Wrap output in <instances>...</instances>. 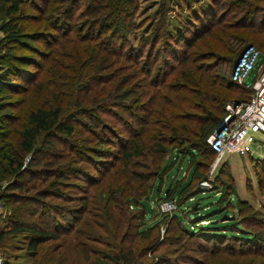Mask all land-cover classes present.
<instances>
[{
	"label": "trees",
	"instance_id": "trees-1",
	"mask_svg": "<svg viewBox=\"0 0 264 264\" xmlns=\"http://www.w3.org/2000/svg\"><path fill=\"white\" fill-rule=\"evenodd\" d=\"M174 1L156 0L153 13L147 17V21L153 19L149 30L134 43L130 33L138 27L134 17L140 0H1L0 108L11 107L17 111L0 113V180L11 175L0 193V197L7 198L10 203L6 227L0 229V242L8 234L27 233V247L36 252L40 243L57 239L60 229L70 231L88 207L85 193L67 192L68 188L83 190L79 181H93V175L83 169L82 162L85 159L91 164H100L95 169L103 172L101 169L107 168V163L111 165L117 161V170L121 171L129 162L134 164L146 158H150V165L154 168H151V172L132 168L131 175L136 178L135 194L145 192L147 187L153 188L154 183L151 182L149 186L145 184L147 177L150 179L153 175L160 182L159 174L163 173L167 184L163 191L161 183L157 186V196L173 199L174 208L160 219L164 218L171 226L174 218L181 225L176 228L179 237L204 239L224 235L245 242L252 241L251 244L262 242L260 231L248 228L240 230V225L246 221L238 222V219L231 218L214 222L221 215L229 216V210L224 208L226 204L239 211L245 204L236 196L228 169L219 167L209 181L208 188L202 187L198 181L200 178L207 179L205 170L199 171L201 168L197 160L208 157L203 150L214 152L207 137L217 125L218 112L222 111L226 97L213 96L207 101L206 91H203L195 108L204 114L200 116L202 119L198 117L200 120L195 125L188 124L180 132L175 124H170V119H175L177 115L154 118L153 121L158 120L167 131L146 135V148L135 138L131 141L123 138L120 145L122 149L118 154L117 148H108L111 132L115 133L113 129L117 128L112 126L113 122L111 125L97 120L94 114L95 111H103L107 107L104 105L111 103L115 107H126L128 113L130 109L141 105L142 111L147 114L148 104H151L154 95L144 98L146 84L155 82L156 76L161 74L162 68L157 66L161 61L166 66L162 77L176 73L182 87L192 93L198 88H191L183 81H189L187 75L196 70L192 64L197 57L200 56L202 60L211 56L207 53L210 50H223L228 55V61H232V67L235 61L233 57L238 56L244 46L235 48L230 38L249 40L251 44L264 46V38L260 35H264V0H210L209 10L199 9L196 12L186 4V10L191 12L179 17L181 26L175 23L169 26V13ZM196 2L199 5V1ZM40 8L42 12H34ZM44 14L43 18L52 29L48 34L43 32V29H49L48 24H44L45 28L41 29L38 22ZM33 24L35 26L31 28ZM246 28L249 31H245ZM236 29L241 31L235 34L233 30ZM45 36H51L52 40ZM202 36L208 37L211 46L203 50L201 55L199 49L188 50ZM24 37L50 43L48 47L29 46ZM31 47L36 54L34 56L24 50ZM161 52L172 57L170 63L166 56L162 60ZM90 57H93L92 61L86 66V60ZM201 60L197 64L206 67L207 64ZM17 61L28 62L34 68H21ZM9 75H13L14 80ZM228 79V86L232 87L229 76ZM108 82L112 83L107 87ZM239 87L245 93L244 98L247 97L249 92ZM27 93L35 98L34 106L25 105ZM12 94L19 96L12 99ZM192 97L185 92L177 96L179 104L176 108L190 107ZM121 120L125 121L124 118ZM139 124L142 130V122L139 121ZM7 125L10 126L8 131L4 130ZM163 132L169 136L167 141L171 142V150L159 166L168 149L163 142L166 139ZM102 145H106L105 148ZM84 151L95 155L109 153L115 160L97 161L84 154ZM25 157L27 161H24ZM179 166L183 167L180 175ZM172 167L174 171L170 173ZM174 174L177 184L173 182ZM257 183L259 188L263 187L259 175ZM220 188L226 189L228 198H223ZM207 191L218 194L215 198L217 208L202 213L200 198L205 197L202 194ZM198 193L202 197L196 196ZM124 194L127 204L132 205L135 201V205L138 203L142 206L144 217V202L137 200L130 189L125 188ZM48 198L61 199L64 204L59 206ZM72 201L76 203L71 204ZM220 206L224 208L221 211ZM180 211H185L188 218L192 217L191 213L193 217L207 215L203 219H207L208 224L196 226L197 221L185 218ZM160 219L146 228L155 226ZM262 219L264 222V216ZM137 231L140 232L139 229ZM128 251L120 253L118 258L123 264H135L132 252Z\"/></svg>",
	"mask_w": 264,
	"mask_h": 264
},
{
	"label": "rangeland",
	"instance_id": "rangeland-1",
	"mask_svg": "<svg viewBox=\"0 0 264 264\" xmlns=\"http://www.w3.org/2000/svg\"><path fill=\"white\" fill-rule=\"evenodd\" d=\"M198 1L199 5L196 0H175L172 10L169 13V26L173 23L177 26H181L182 21L179 17H185L191 12L186 10V4H189L195 12L199 9L209 10L210 0ZM39 3L42 4V2ZM156 5V0H140L139 9L134 17V21L137 23L138 27L130 33V38L134 43L137 42L141 34L149 30L153 19L147 21V17L153 13ZM40 9L41 10H34V12H42V8ZM43 17H45V14L38 21L40 24L39 27L42 29L45 28L44 24H48L47 26H49V29H43L44 34H48L47 32L52 29H50L49 22ZM34 26L33 24L31 28H34ZM173 28L175 29V26H173ZM240 31L241 29L233 30L235 34ZM245 31H249V28H246ZM260 35L264 38V35ZM45 37L52 40L51 36ZM207 38L208 37L202 36L197 39L188 50L199 49L201 55L203 50L211 46V42H209ZM24 40L29 46L36 47H41V45L48 47L47 44L50 43H42L43 40L39 42L31 37H24ZM202 40L206 41L201 43ZM229 41L232 46L238 49L239 47L251 43L249 40L239 41L236 37L230 38ZM253 45L263 52L264 58V46ZM180 48H182V45H180ZM24 50L27 54H33L31 56L35 54L32 47L24 48ZM207 53H210L211 56L205 57L202 60L199 56V58L197 57L194 61V64H199L201 60V62L207 64V66L203 67L198 64H192L196 70L187 75L189 81L182 80L186 85L192 86L191 88H198V90L192 93L186 91V89L182 87V84L179 83L180 78L175 76L176 73L174 72L166 77H162V72L166 66L164 67L161 61L157 65L160 66V69L162 68L161 74L156 76L155 82H149L153 85L149 83L146 84V94L144 98L152 94L154 95L151 104H148L150 110L147 108V114L144 113L145 111H142L141 105L140 107H136V109H130V113H128L126 107H115V105H111L112 103L104 105L107 107H105L103 111H95L94 114H96L97 120L111 123V125L113 122L112 126L117 128V130L113 129L115 133L110 131L112 136L108 148H117L118 154L119 150L122 149L120 145L123 138H127L129 141L135 138L146 148V135L156 131H167V129H164L162 125H160L158 120L153 121L154 118L160 119V117H167L166 115H177L175 119H170V124H175L177 130L180 132L184 131L188 124L192 126L195 125L198 119H202L200 116L204 114L195 108V103L198 98H201L203 91H206L208 97L207 101L213 96L226 97L222 111L218 112V122L228 113V104L230 103V105H233V99H243L245 93L239 87L241 85L238 86L232 82V87L228 86L227 82L229 80L228 76L232 61H228L227 53L223 50H210ZM165 56L170 63L172 57L161 52L162 60H164ZM236 57L237 55L233 57L234 60ZM37 58L40 59V57ZM92 58L93 57H90L86 60V66L92 61ZM17 64L21 68L25 67L31 70L34 68L32 65L28 64V62L24 61H17ZM89 66L87 68H89ZM253 76L254 72L250 73L245 81L250 82ZM8 77L14 80L13 75H9ZM151 79L152 78H150V81ZM112 82H108L106 86L108 87ZM175 83H179V85ZM241 87L248 93L245 87ZM184 92L187 95L193 96L191 106L178 109L176 106L179 104V100L176 97ZM17 96L19 95L12 94L10 98L15 99ZM35 103V98L28 94V100L25 105L31 107L34 106ZM151 108L154 111H152ZM16 111V109L11 107L0 108V113H13ZM113 112L116 114H113ZM185 115L190 118H185ZM143 116H145V118ZM123 118L125 121L121 120ZM139 121L143 124L142 130H140L141 125ZM179 123L183 125L179 126ZM108 128H110V126H108ZM9 129V125L4 127V130L8 131ZM164 133L165 132L162 134ZM156 134L158 133L156 132ZM103 135H105V133H103ZM255 135L260 143V148L252 149L247 153L238 151L227 152L216 163L212 172H210V170H212V166L216 162L217 153L203 150L207 153L208 157L200 158L197 162H199L198 164L201 168L199 171L203 172L205 170V176L209 177L210 180L213 179V175L219 167L224 166L225 169H228L229 178L233 182L236 196L241 201L245 202V204L241 206L240 211L226 204L224 208L229 210V216L221 217V215L214 222H223L231 218L238 219V222L246 221L247 223H242V225H240V230H246L248 228L257 232L260 231V235L263 237L261 243L251 244L252 241L245 242L238 238L226 237L224 235H216L215 237H206L204 239L194 237L189 239L185 236L179 237L176 228H179L181 225L175 222L174 218L172 219L173 222L171 226L164 218L160 219L163 217V214L171 213L174 208L163 210V207L160 206L163 202L168 200L167 198H160L157 196V186L161 183L160 186L163 191V187L167 184V180L163 173L159 174L160 182L153 175L150 179L147 177L145 184L149 186L152 182L154 183L153 188L147 187L145 192H136L135 194L134 183L136 178L131 175V171L135 169L142 172L144 170L151 172L150 170L151 168L153 169L154 166L150 165V158L142 159V161L134 162V164L127 162L128 164L122 167L121 171L117 170L119 169L117 161L111 165L107 163V168L101 167V171L103 172L95 169L96 165L99 167L101 166L100 164H91L85 159L82 162L83 169L87 170L90 175H93V181H79L83 190L75 188L67 189V192L72 194L83 192L88 196V207L86 211L81 214V218L75 222V225L71 227L70 231L65 232L60 229V235L57 239H51L40 243L36 252L27 247V233L8 234L0 242V255L4 258V264H102L106 262L109 264H123L118 258L119 254L122 252L128 253V250L132 252L135 264H264V222L262 219L264 216V161H262L264 159V130H262V132H256ZM164 136H166V139H164L163 142L168 149L160 160L159 166L164 163L166 156L171 150V142L167 141L169 136L167 133H165ZM100 146L101 145H99V147ZM102 146L105 148L106 145ZM83 153L97 161L104 160L108 162V160H115V157L111 156L109 153H105L104 155H95V153L90 151H84ZM24 161H27V157L24 158ZM256 170H258L257 173ZM173 171L172 167L169 172L171 173ZM182 172L183 167L179 166V175L182 174ZM258 175L263 182L262 188L258 187ZM175 176L176 174L173 176V182L177 184L178 182H176ZM10 178L11 175H7L0 180V193L2 191V186L9 181ZM203 180L205 179L200 178L198 180L199 184L206 185V182H203ZM194 181L193 184L195 187L196 184ZM204 187L208 188L210 186L207 185ZM125 188L126 190L130 189L132 195H134V197L136 196L137 200L144 202L146 207L144 217L142 216V206L140 204L136 202L137 204L135 205V201L132 205L125 202ZM220 190L223 198H228L229 193L225 191L226 189L220 188ZM161 193L163 195V192ZM202 195L205 197H202L201 193L196 194V196L202 197L200 198L201 212L204 213L215 210L217 208L215 198H217L218 194L207 191ZM47 200H51L59 206L64 204L61 199L57 198H48ZM74 203H76V201H72L71 204ZM9 206V200L0 197V229L6 227ZM224 208L220 206L219 210L221 211ZM180 213L185 218L194 220L193 222L197 221L195 223L197 224L196 226L208 224L207 219H203L206 218L207 215L193 217L194 214L191 213L190 216L192 217L188 218L185 211H180ZM109 217H111V219ZM158 219H160V221L155 226L146 228V226ZM144 228L145 230L141 231V229ZM137 229H139L140 232L137 231ZM82 248L85 249L86 252H84Z\"/></svg>",
	"mask_w": 264,
	"mask_h": 264
},
{
	"label": "built area",
	"instance_id": "built-area-1",
	"mask_svg": "<svg viewBox=\"0 0 264 264\" xmlns=\"http://www.w3.org/2000/svg\"><path fill=\"white\" fill-rule=\"evenodd\" d=\"M1 33V32H0ZM261 51L253 44H247L236 57L229 73V78L237 85L245 87L249 94L243 99H233L228 104V113L217 123L207 142L217 153L216 163L231 151H251L260 148L256 132L264 130V61ZM254 72L250 82L245 79ZM236 101V103H234ZM219 127V129H217ZM210 178L203 180L210 186ZM163 210L174 207V200L169 198L160 205ZM4 258L0 255V264Z\"/></svg>",
	"mask_w": 264,
	"mask_h": 264
},
{
	"label": "water",
	"instance_id": "water-1",
	"mask_svg": "<svg viewBox=\"0 0 264 264\" xmlns=\"http://www.w3.org/2000/svg\"><path fill=\"white\" fill-rule=\"evenodd\" d=\"M234 103H236V101H234ZM217 129H219V127H218ZM223 216H227V217H228V215H222L221 217H223ZM214 221H215V220H214Z\"/></svg>",
	"mask_w": 264,
	"mask_h": 264
}]
</instances>
